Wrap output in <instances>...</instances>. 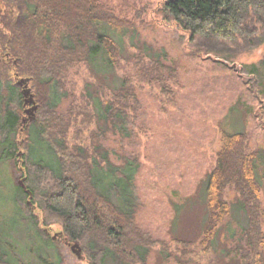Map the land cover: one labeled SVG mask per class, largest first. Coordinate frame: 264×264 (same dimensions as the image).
<instances>
[{
    "label": "trees",
    "instance_id": "trees-1",
    "mask_svg": "<svg viewBox=\"0 0 264 264\" xmlns=\"http://www.w3.org/2000/svg\"><path fill=\"white\" fill-rule=\"evenodd\" d=\"M163 14L192 38L201 37L209 45L207 49L217 53L231 51L227 48L230 42L241 47L240 38L249 48L264 41V31L258 35L259 29H264V0H169ZM135 26L134 21L120 17L100 0H0V47L11 56L10 60H17L14 65L11 61L0 62L1 159L15 162L19 149L27 150L22 166L25 187L18 188L14 204L22 205L31 196L41 218H33L30 206L24 204L27 218L36 224L46 247L61 245L43 231V227L59 223L64 229L62 243L79 242L92 264H106L107 258L113 264H146L149 252L160 241L137 224L132 174L139 168L138 157L129 150L123 156L124 168H120L111 162L110 151L98 138V131L105 134L110 129L132 139L143 112L138 87L149 81L170 92L169 80L177 77L175 69L153 55L147 67V56L141 54L136 76L139 85L125 74L121 76L122 84L111 88L93 73L107 66L119 70L126 58L114 33ZM222 43L225 46L219 47ZM83 65L96 79L95 84L87 81L85 87L83 102L87 106L93 103V112L80 111L83 124L95 119L99 127L100 123L106 127L92 131L95 142L89 149L69 143L72 123L77 121L75 104L61 110L62 101L70 95L66 78L72 68ZM12 69L15 75L30 78L43 102L37 120L24 129L20 127L22 94L9 79ZM21 133L24 140L18 143ZM221 141L205 184L208 222L200 247L214 253L219 230L229 223L234 210L226 196L231 190L248 219V227L234 241L235 253L243 264H264V154L249 148L246 131L222 128ZM111 189L119 203L114 202ZM176 241L181 245L177 251L191 254V242ZM2 243L1 238L0 264H14L11 260L15 258L5 252ZM162 244V253L170 258L173 254L168 244ZM59 252L55 264H62Z\"/></svg>",
    "mask_w": 264,
    "mask_h": 264
},
{
    "label": "rangeland",
    "instance_id": "rangeland-1",
    "mask_svg": "<svg viewBox=\"0 0 264 264\" xmlns=\"http://www.w3.org/2000/svg\"><path fill=\"white\" fill-rule=\"evenodd\" d=\"M100 1L136 25L134 29L114 33L126 59L120 63L119 70L107 66L93 72L103 84L118 88L122 84L121 76L128 74L139 85L136 79L139 54L147 56V65L149 56L160 58L176 70L177 77L169 80L170 92L157 83L142 82L137 94L143 112L134 128L135 135L126 139L100 123L101 129H106L102 134L95 119L86 120L84 125L82 111L93 112V103L87 106L83 102L85 87L87 81L95 84L96 79L85 65L72 68L66 78L70 95L61 104L62 111L73 104L78 110L77 121H73L69 135L70 146L80 144L93 148L92 131H98V138L110 151L113 164L124 168L123 156L130 151L138 157L139 168L132 174L137 224L144 233L160 240L149 252L146 264H243L235 253L234 241L242 235V229L248 227V219L234 191H226L234 210L229 223L219 230L214 253L204 252L199 242L208 222L205 184L222 145V128L230 132L246 131L249 148L264 154V41L249 48L240 38L241 47L230 42L227 48L231 51L217 53L208 50L209 45L201 37L192 38L191 33L163 14V6L169 0ZM263 31L259 29L258 35ZM223 46L224 43L219 45ZM3 50L0 47V56ZM12 62L14 65L17 60ZM11 71L9 79L14 85L25 78ZM21 89L18 87L19 92ZM23 138L24 134H19L18 143ZM26 152L22 147L19 149L15 164L2 160L0 150V239L5 244V252L10 257L13 255L15 259L11 262L14 264H55L59 250L62 264H92L79 242L69 241L79 245V249H75L81 251V259L67 242L62 243L65 242L61 234L64 229L59 223L43 227V231L61 245L46 247L36 224L27 218L29 213L24 204L30 206L33 218L41 216L31 196L22 205L14 204L25 175L23 156ZM110 194L114 202L119 203L113 189ZM261 200L264 207V187ZM262 227L264 230V221ZM176 240L191 242V254L185 256L177 251L181 245H177ZM162 242L178 257L171 255L169 258L162 253ZM106 264L113 263L107 258Z\"/></svg>",
    "mask_w": 264,
    "mask_h": 264
},
{
    "label": "flooded vegetation",
    "instance_id": "flooded-vegetation-1",
    "mask_svg": "<svg viewBox=\"0 0 264 264\" xmlns=\"http://www.w3.org/2000/svg\"><path fill=\"white\" fill-rule=\"evenodd\" d=\"M11 56L7 53L6 50H3L2 55L0 56V60L2 62H8V61H15L10 60ZM17 75V74H16ZM16 79V76L13 77ZM23 81H15V86L18 85V87H22L20 94H22V111H21V121H20V127L24 128L22 125L28 127L29 124L35 122L37 120V114L40 110V107L42 106V100L41 96L38 95L35 92L34 86L30 79H22ZM23 187L25 185L23 182L21 183ZM62 234V233H61ZM54 239L53 237H51ZM67 242V241H66ZM72 246V243H68V246Z\"/></svg>",
    "mask_w": 264,
    "mask_h": 264
},
{
    "label": "water",
    "instance_id": "water-1",
    "mask_svg": "<svg viewBox=\"0 0 264 264\" xmlns=\"http://www.w3.org/2000/svg\"><path fill=\"white\" fill-rule=\"evenodd\" d=\"M21 81H23V80H21ZM22 183V182H21ZM75 248H78L79 249V245L77 244V243H75L74 245H72L71 246V249H73V251L78 255V258H80L81 259V251L80 250H78V251H76V249Z\"/></svg>",
    "mask_w": 264,
    "mask_h": 264
},
{
    "label": "bare ground",
    "instance_id": "bare-ground-1",
    "mask_svg": "<svg viewBox=\"0 0 264 264\" xmlns=\"http://www.w3.org/2000/svg\"><path fill=\"white\" fill-rule=\"evenodd\" d=\"M24 79L27 80V79H30V78L27 77V78H24ZM30 81H31V80H30ZM17 86H18V85H17ZM42 105H43V102H42ZM21 182H22V181H21Z\"/></svg>",
    "mask_w": 264,
    "mask_h": 264
}]
</instances>
